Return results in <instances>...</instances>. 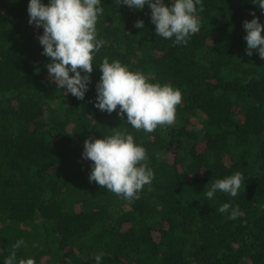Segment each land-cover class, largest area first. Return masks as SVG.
<instances>
[{
    "label": "trees",
    "instance_id": "trees-1",
    "mask_svg": "<svg viewBox=\"0 0 264 264\" xmlns=\"http://www.w3.org/2000/svg\"><path fill=\"white\" fill-rule=\"evenodd\" d=\"M28 3L0 0V264L21 239L17 260L35 264H96L100 252L101 264H264V60L246 54L242 26L250 12L264 25L258 0H202L199 31L178 45L155 34L147 4L101 0L83 100L49 77ZM104 57L179 89L174 123L147 133L96 108ZM113 128L146 150L154 178L139 199L89 182L84 140ZM237 171L236 197H206ZM224 203L238 206L235 219Z\"/></svg>",
    "mask_w": 264,
    "mask_h": 264
},
{
    "label": "clouds",
    "instance_id": "clouds-1",
    "mask_svg": "<svg viewBox=\"0 0 264 264\" xmlns=\"http://www.w3.org/2000/svg\"><path fill=\"white\" fill-rule=\"evenodd\" d=\"M101 0H29L27 11L28 23L43 28L38 36L43 46L42 55L50 58L46 68L57 86L71 93L78 100H83L90 74L93 71V52H98L103 42L96 39L98 14H103ZM123 4L129 8L142 10L145 4L150 8V19L155 25V34L165 39L175 37V44H187L190 35L200 29L195 15L197 6L203 11L202 0H117L118 7ZM264 11V0L256 4ZM251 20L243 22L246 32V54L251 56L257 50L264 60V30L254 12ZM134 27L143 29L144 22L137 19ZM101 76L95 85V107L111 114L113 111L136 130L151 133L158 126L172 125L176 119V106L181 103V92L170 84L149 83L141 72L130 71L119 60L109 62L104 57L99 66ZM73 75H69V73ZM83 73V75H82ZM119 106V108H118ZM82 158L92 162L89 182L95 181L100 187L125 199H139V192L152 182L154 172L148 166L146 150L134 143V137L126 130L113 128L112 134L104 138L89 137L84 140ZM242 173L235 172L223 179L211 183L205 195L212 199L217 191L236 197L242 185ZM229 213L230 219L239 214L238 206L232 208L224 203L218 209ZM23 240H18L4 264H35L34 259L17 260L16 249ZM104 253L96 255V264H101Z\"/></svg>",
    "mask_w": 264,
    "mask_h": 264
},
{
    "label": "rangeland",
    "instance_id": "rangeland-1",
    "mask_svg": "<svg viewBox=\"0 0 264 264\" xmlns=\"http://www.w3.org/2000/svg\"><path fill=\"white\" fill-rule=\"evenodd\" d=\"M198 148H199L200 150H202V149L204 148V144L199 143V144H198Z\"/></svg>",
    "mask_w": 264,
    "mask_h": 264
}]
</instances>
